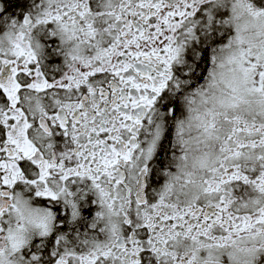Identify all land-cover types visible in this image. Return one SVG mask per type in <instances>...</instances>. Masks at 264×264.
<instances>
[{"label":"snow or ice","instance_id":"obj_1","mask_svg":"<svg viewBox=\"0 0 264 264\" xmlns=\"http://www.w3.org/2000/svg\"><path fill=\"white\" fill-rule=\"evenodd\" d=\"M0 264H264V0H0Z\"/></svg>","mask_w":264,"mask_h":264}]
</instances>
